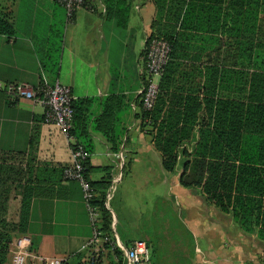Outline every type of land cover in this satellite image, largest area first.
<instances>
[{"label": "crops", "instance_id": "crops-1", "mask_svg": "<svg viewBox=\"0 0 264 264\" xmlns=\"http://www.w3.org/2000/svg\"><path fill=\"white\" fill-rule=\"evenodd\" d=\"M121 9L114 16L104 0H87L67 22L65 9L56 0H0V15L13 27L12 34H0V82H26L34 88L42 82H58L70 89L73 100L90 99L89 179L100 180L104 172L99 168L104 166L111 167V177L118 163L114 153L121 150L124 155L121 182L110 201L117 237L123 243L144 240L150 249V264H216L213 255L169 252L170 247L177 248L179 238L172 240L177 236L169 232L168 223L156 238V194L135 190L136 181L151 179L154 192V163L160 159L151 136L141 127L139 95L156 6L154 0H125ZM207 36L184 41L186 47L178 51V78L186 88L198 89L208 78L219 82V34ZM234 54L229 46L224 65L229 75L240 68ZM105 103L110 110L108 126L118 141L116 152L93 126ZM69 162V142L57 126L43 122V107L0 91V222L11 235L5 264H12L13 241L20 235L29 236L31 249L40 255L65 256L68 264H91L93 249L84 244L92 229L80 186L62 179V168ZM160 169L161 175L172 177L171 190L182 208L195 203L196 212L207 226L214 227L219 240L246 246V264H264V247L254 235L244 234L228 215L204 202L199 190L193 193L180 185V167L172 173ZM25 190L31 196L26 228L21 231L18 224ZM121 220L126 229L119 234ZM111 257L105 250L98 264H109Z\"/></svg>", "mask_w": 264, "mask_h": 264}, {"label": "trees", "instance_id": "trees-1", "mask_svg": "<svg viewBox=\"0 0 264 264\" xmlns=\"http://www.w3.org/2000/svg\"><path fill=\"white\" fill-rule=\"evenodd\" d=\"M104 2L109 14L116 16L123 12L125 0ZM154 2L156 17L147 40L165 39L170 45V57L159 80L154 107L147 111L141 106V127L151 136L164 171L172 173L180 167L181 186L193 193L199 190L204 202L228 215L244 234L254 235L264 247V0ZM12 33V25L0 15V34ZM213 33L219 34L217 44L222 55L219 82L208 78L198 89L186 88L178 78L181 65L177 62L181 58L178 51L186 47L184 41L202 34L210 37ZM229 46L234 48V60L240 67L230 75L224 68ZM90 102L87 98L72 100L70 129L77 143L89 153L92 151L87 130ZM109 117L105 103L93 126L116 152L118 141L108 126ZM83 167L85 177L98 193L93 203L101 206L111 167L99 168L104 174L98 181L88 177L92 169L89 158ZM26 192L22 194L19 215L21 231L26 228L31 196ZM100 219V231L112 235L111 213L101 207ZM9 231L0 222V264L7 260ZM105 247L109 256H113L109 264H126L118 247Z\"/></svg>", "mask_w": 264, "mask_h": 264}, {"label": "built area", "instance_id": "built-area-1", "mask_svg": "<svg viewBox=\"0 0 264 264\" xmlns=\"http://www.w3.org/2000/svg\"><path fill=\"white\" fill-rule=\"evenodd\" d=\"M66 12L67 22L72 20L76 10L86 5L87 0H56ZM170 57V45L162 38L152 37L147 40L144 52V81L139 91L141 106L144 110L150 111L159 94V80ZM0 91L14 99H28L34 104L43 107V122L55 125L66 137L70 145V162L63 167V180L78 183L82 192V199L87 211L91 236L86 240L84 247L93 249L91 264H97L98 257L106 250L105 245L112 248L118 247L123 254L126 264H150V249L144 240H134L128 246L117 237L110 201L113 196L115 185L122 177L123 152L120 150L114 153L118 160L116 171L109 179V185L105 191L102 205L93 203L96 190L91 186L84 175L83 163L89 157V152L77 143L74 136L70 134L72 127L73 109L71 102L73 97L70 89L58 82L49 84L42 82L37 88L26 82H0ZM101 207L111 213V229L113 234L108 236L100 231ZM12 264H68L65 256H44L31 249V238L27 235H20L13 241L11 254Z\"/></svg>", "mask_w": 264, "mask_h": 264}, {"label": "rangeland", "instance_id": "rangeland-1", "mask_svg": "<svg viewBox=\"0 0 264 264\" xmlns=\"http://www.w3.org/2000/svg\"><path fill=\"white\" fill-rule=\"evenodd\" d=\"M154 164L156 170L154 192L152 186L153 180L151 179L146 182L136 181L137 188L135 190L139 193L156 194V238H159V234L165 230L164 226L168 223L167 228L169 232L175 233V236H177L172 237V240L179 238L175 241V243H177V250H173L171 247L169 248V252L172 251L173 255L177 253L181 255L182 253H186L187 250L193 255L201 257L203 255L209 257L213 255L216 264H246L245 260L249 258L248 255H245L248 252L244 249L246 246L240 245L239 243L233 245L230 239H228V241L219 240L218 236L215 235L216 230L214 227L207 226L200 218V213L196 212L195 203L188 202V205L182 208L180 202L177 201L178 198L175 197V192L171 190V184L173 185V181H171L172 177L169 179V175H161L158 171L161 167L160 159H156ZM132 183H134V181ZM145 183L149 184V188L146 187ZM119 185L120 183L115 185L113 195L115 191L117 192ZM185 222H188V226H190L192 230L188 227L187 229L185 228ZM125 224L126 222L120 221V226L118 227L119 234L122 229H126ZM127 233L132 234L133 230L128 228ZM129 239H131V237H129Z\"/></svg>", "mask_w": 264, "mask_h": 264}]
</instances>
